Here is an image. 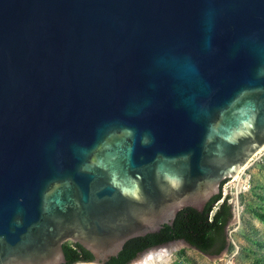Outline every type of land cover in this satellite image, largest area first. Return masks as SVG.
Listing matches in <instances>:
<instances>
[{"label":"water","instance_id":"95a60500","mask_svg":"<svg viewBox=\"0 0 264 264\" xmlns=\"http://www.w3.org/2000/svg\"><path fill=\"white\" fill-rule=\"evenodd\" d=\"M263 150L264 0H0V264H107Z\"/></svg>","mask_w":264,"mask_h":264},{"label":"trees","instance_id":"16d2710c","mask_svg":"<svg viewBox=\"0 0 264 264\" xmlns=\"http://www.w3.org/2000/svg\"><path fill=\"white\" fill-rule=\"evenodd\" d=\"M226 182H223L222 187ZM229 198L219 203L222 194L214 197L202 213L192 208L180 211L172 226L165 225L156 234L128 241L119 256L107 264H130L145 250L175 241H184L205 255L219 256L227 247L226 227L233 217ZM64 252L66 264L93 262L91 253L79 244H65Z\"/></svg>","mask_w":264,"mask_h":264},{"label":"rangeland","instance_id":"374dc122","mask_svg":"<svg viewBox=\"0 0 264 264\" xmlns=\"http://www.w3.org/2000/svg\"><path fill=\"white\" fill-rule=\"evenodd\" d=\"M252 162L244 170L243 177L250 178V185L247 191H243L240 195L244 210L241 214L239 229L234 234L241 249L237 256L238 264H264V150ZM234 179L228 180V185H223L222 198H233L237 185L236 181L232 182ZM228 237L230 235L227 233V239ZM173 256V264H180L182 261L189 264H222L219 259H211L188 246L178 248ZM76 264L93 263L78 262Z\"/></svg>","mask_w":264,"mask_h":264},{"label":"built area","instance_id":"2783aa9c","mask_svg":"<svg viewBox=\"0 0 264 264\" xmlns=\"http://www.w3.org/2000/svg\"><path fill=\"white\" fill-rule=\"evenodd\" d=\"M243 171L240 173L241 178H244ZM235 181L237 182V185L235 187V193L233 195V198L230 199L233 217L227 226V233L230 235V237H228L227 239L228 248L224 256L219 258V261L222 264H238L237 256L239 255L240 250H241L238 243L236 242L234 238V234L239 229V226L241 224V214L243 213V210H244V207L241 205V202H240V195L243 193V191H247L249 187L242 186L241 189H238V180L236 178L232 182H235ZM228 184L229 183L227 182L224 184V186ZM225 198L226 197H223L219 203H222ZM180 264H189V263H187L186 261H182Z\"/></svg>","mask_w":264,"mask_h":264},{"label":"bare ground","instance_id":"6f19581e","mask_svg":"<svg viewBox=\"0 0 264 264\" xmlns=\"http://www.w3.org/2000/svg\"><path fill=\"white\" fill-rule=\"evenodd\" d=\"M236 179L238 180V189H241L242 186L249 187L250 178L248 176H246L245 178H241V176L239 175ZM177 249L178 248L166 250L163 253L159 254L158 256L154 257L153 259H151L147 262H144L142 264H171L173 261V258H174V256H173L174 252Z\"/></svg>","mask_w":264,"mask_h":264},{"label":"flooded vegetation","instance_id":"af4514ba","mask_svg":"<svg viewBox=\"0 0 264 264\" xmlns=\"http://www.w3.org/2000/svg\"><path fill=\"white\" fill-rule=\"evenodd\" d=\"M159 232H160V231H159ZM149 235H152V234H149ZM146 236H147V235H146ZM146 236H144V237H146ZM149 249H151V248H149ZM149 249H147V250H149ZM147 250H145V251H147ZM145 251H144V252H145ZM144 252H142V253H144ZM142 253H141V254H142ZM141 254H140V255H141ZM140 255H139V256H140ZM139 256H138V257H139Z\"/></svg>","mask_w":264,"mask_h":264}]
</instances>
